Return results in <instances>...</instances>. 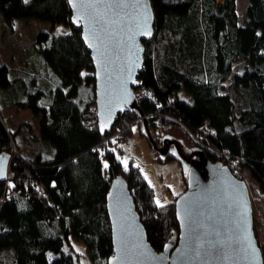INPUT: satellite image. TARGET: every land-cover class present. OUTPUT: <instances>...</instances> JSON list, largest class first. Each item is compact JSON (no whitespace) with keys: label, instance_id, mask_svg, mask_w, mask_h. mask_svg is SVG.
Returning a JSON list of instances; mask_svg holds the SVG:
<instances>
[{"label":"trees","instance_id":"1","mask_svg":"<svg viewBox=\"0 0 264 264\" xmlns=\"http://www.w3.org/2000/svg\"><path fill=\"white\" fill-rule=\"evenodd\" d=\"M150 2L154 34L143 41L134 87L142 92L138 103L148 127L154 131L161 121L163 130L182 128L211 161L229 155L223 164L246 168L264 197V0H249L244 24L236 0ZM0 13L8 26L16 18H33L68 28L41 30L34 40L35 63L47 66L57 84L29 92L13 69L0 65V89L13 97L6 107L40 117L39 139L54 148L48 158L25 155L16 141L20 128L10 131L0 113V152L13 156L0 182V264H107L113 248L106 195L118 176L150 244L160 250L175 240L178 195L158 205L133 160L125 167L107 147L133 125L146 138L142 120L135 111L118 113L111 131L99 133L92 61L81 29L71 24L67 0H0ZM157 160L174 159L169 153ZM254 233L264 264L261 233Z\"/></svg>","mask_w":264,"mask_h":264},{"label":"water","instance_id":"2","mask_svg":"<svg viewBox=\"0 0 264 264\" xmlns=\"http://www.w3.org/2000/svg\"><path fill=\"white\" fill-rule=\"evenodd\" d=\"M71 24L81 29L92 61L95 112L100 135L109 133L118 113L135 111L148 143L159 157L169 151L186 177L174 200L178 232L174 243L156 250L125 180L111 181L106 195L113 254L107 264H263L254 233L252 205L244 180L198 146L169 134L153 138L134 87L144 60L143 41L154 34L150 0H67ZM13 159L0 152V182Z\"/></svg>","mask_w":264,"mask_h":264},{"label":"rangeland","instance_id":"3","mask_svg":"<svg viewBox=\"0 0 264 264\" xmlns=\"http://www.w3.org/2000/svg\"><path fill=\"white\" fill-rule=\"evenodd\" d=\"M249 0H236V8L239 16V23L244 24L246 20V7ZM51 31L52 33H66L68 28L43 20L16 18L12 26H8L0 13V65L5 64L13 69L14 73L20 76L21 86L29 92L36 88H46L50 84H57L58 78L51 70L43 65L36 64L34 40L39 31ZM25 62L27 63L26 65ZM39 69V75H31V70ZM11 70V73L13 72ZM26 72V73H25ZM25 73V74H24ZM87 72H83L85 75ZM48 78V79H47ZM49 82V83H47ZM8 90L0 89V109L1 117L4 124L10 131L20 128L16 135L17 144L25 155L43 154V157L53 155V146L39 139V121L40 117L33 116L27 109H18L17 107H6L13 100V97L7 92ZM24 125H21L22 123ZM161 133L151 130L155 139L162 138L163 135L169 134L175 138L182 139L189 147L192 141L185 134L184 130L179 127L162 129V123H156ZM128 140V146L120 142L108 144V148L114 150L121 163L128 167L130 160L140 168L148 184L153 188L155 201L158 205L172 201L175 196L183 192L186 184L183 179L181 167L176 160H170L161 163L157 160L158 154L153 151L147 139L144 138L137 125H133L131 131L125 136ZM239 175L244 177L248 187L253 221L254 232L261 233V241L264 246V197L262 196L258 184L250 177L246 168L239 170ZM242 177V178H243ZM263 237V238H262ZM176 241L172 240V243Z\"/></svg>","mask_w":264,"mask_h":264},{"label":"built area","instance_id":"4","mask_svg":"<svg viewBox=\"0 0 264 264\" xmlns=\"http://www.w3.org/2000/svg\"><path fill=\"white\" fill-rule=\"evenodd\" d=\"M135 95H136V97L138 98L139 96H141L142 95V92L141 91H137V92H135ZM157 123L159 124L160 123V121H157ZM157 127V131L159 132V133H161V131H160V129L158 128V126H156ZM118 133H116L115 135H112L110 138H112V137H115L116 135H117ZM121 143L122 144H124L125 146H128V140H127V138L126 137H124L122 140H121ZM218 157H220L221 159H222V163L229 157V155H227V154H224L223 153V155H217ZM218 161H220V160H218ZM226 166L230 169V171L232 172V173H234L235 175H237V173L239 172V170H238V164L237 163H227L226 164ZM238 176V175H237Z\"/></svg>","mask_w":264,"mask_h":264},{"label":"flooded vegetation","instance_id":"5","mask_svg":"<svg viewBox=\"0 0 264 264\" xmlns=\"http://www.w3.org/2000/svg\"><path fill=\"white\" fill-rule=\"evenodd\" d=\"M156 140L158 141V144L160 145V140H161V138L156 139ZM169 153H170V151H169Z\"/></svg>","mask_w":264,"mask_h":264},{"label":"bare ground","instance_id":"6","mask_svg":"<svg viewBox=\"0 0 264 264\" xmlns=\"http://www.w3.org/2000/svg\"><path fill=\"white\" fill-rule=\"evenodd\" d=\"M144 117L146 118V116L144 115Z\"/></svg>","mask_w":264,"mask_h":264}]
</instances>
